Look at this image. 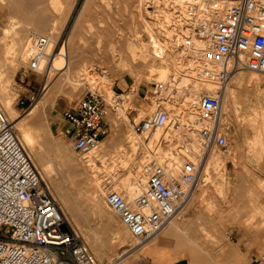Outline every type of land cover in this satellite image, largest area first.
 I'll use <instances>...</instances> for the list:
<instances>
[{
	"label": "rangeland",
	"instance_id": "rangeland-1",
	"mask_svg": "<svg viewBox=\"0 0 264 264\" xmlns=\"http://www.w3.org/2000/svg\"><path fill=\"white\" fill-rule=\"evenodd\" d=\"M2 1L3 0H0V78L2 79V81L0 79V98L2 97L0 102L2 101V104H4L3 102L5 100H3V98L10 100L12 105V111H10V113H13L10 114L9 111H6L3 107L4 105L1 103L0 106L8 117L9 115H13L12 117H25L29 110L34 107L37 101L44 95L43 93H45L44 89L47 81L46 75L49 70L47 69L48 60L43 64V68L46 71L44 74H41L32 72L28 69V61L30 58L29 55H26L22 62H19L17 59L19 53L23 49L22 38L25 33L26 35H29L30 38H32V41L34 40L33 38H35L34 36H37V34L39 36H48L51 39L53 45L52 51L60 52L64 45H67L68 47L70 46L72 48L76 46L73 48V50H77L78 48L77 51H74L76 54L79 51L77 55L74 53L77 58L80 55L88 56L91 62L96 63L97 66L100 64L103 67L102 69L107 71L108 80L102 79V81H100V86L102 89L103 87L107 89L109 86L112 89H126V92L130 90V87L132 90L135 89V96H132L131 94H128L127 96V106H131L125 111L127 113L136 114L139 116V118H143L149 114V107L142 100V96L146 89L150 88L153 82L162 80L164 81V79L154 80L153 78L156 77V75H152L153 72H150V68H158L161 65L168 64L167 66L170 68L169 72L171 74L173 72V76L176 78L180 76V73H176L174 70L172 61L169 62L170 60L168 59L161 62L162 59L153 57V48L149 40V36L154 35L153 37L158 39L160 38L162 41H164L167 38L165 33L166 31L171 30L173 27L174 28L172 30H174L175 33H177L179 30L177 23V13L171 7L172 5L167 3V0H146V2L143 0L145 3L143 1H141L142 4L139 2V6L141 8L137 7L139 9L137 10L136 8L135 11H132L130 4L120 3L119 5H114V14L116 15L117 13L116 17L123 29V38L119 40L117 37H115V39L120 41V44L123 45L121 49L119 47L120 52L119 50L113 51V49L110 52L109 49H111V47L107 43L110 42L109 38L102 39L100 48L97 46L98 44L96 36L89 39L88 41V37L85 35V29L89 23L88 16L83 15L79 18L84 0H78L72 14L71 10L76 0H7L9 6L2 3ZM95 2H97V0H95ZM150 4L153 7L150 6ZM10 7L15 10L17 18L21 22L18 24L19 27L16 30L18 33L13 29L11 31L10 27H8L10 29H5L10 22ZM144 7L148 8L146 9ZM97 9L98 6L96 3H94V5L90 8V12L93 17L96 16ZM138 11L140 13H136ZM164 18L167 20H172L167 21ZM77 20H79V22ZM42 21H45L47 24H45L46 30H41L39 28L41 27ZM76 23L78 24L76 25ZM24 28L26 31H24ZM73 28L74 34L70 38V33ZM4 31H6L5 34ZM8 32L11 35H7ZM137 34L142 37L140 38V41L146 43L147 48L149 47L148 56L150 61L148 60L149 63L139 61L138 65L134 67L133 71H128L123 69L120 65H117V62L114 61V59L117 58L116 60H119L118 53H121L129 60L130 52L127 48L129 43L128 41H134L135 43H138L139 39L136 37ZM83 41L84 43H82ZM85 43H87V45ZM32 45H34V41L32 42ZM170 46L171 47L166 51V55L168 58L172 57L173 60L176 59L178 64L179 62L182 64V60L178 58L179 53L172 49L174 50L173 52L171 50V48H173L172 44ZM29 51L32 53L33 49ZM114 52L117 54L115 55L116 58H113L112 54H114ZM70 73L72 75H77V69H72ZM252 73L254 72L251 70L241 69L239 72H235L231 76V79L224 82L223 84H219L218 88H221L222 94H224V88L226 85H228L230 90L228 93L229 100L227 102L228 105L226 112L224 111L223 113L224 125L227 129L230 143L229 150L225 153L221 151H215L217 156L216 161L220 159L218 161L219 164H211L209 166L208 173H202L192 201L190 202L189 206L186 207L187 210L184 209L180 214L177 215L178 220L176 218V221L181 225H186L187 223V225H194V228L195 226L198 228L201 226V219L198 218L199 215L202 214L204 217H209V219L213 222L212 227H214L210 234L212 232H219V235L225 238V243L223 242L222 247L220 243H214L206 237V239L203 238V236L202 243L206 249L209 248L211 252L213 251V257L218 258L221 264H253L254 259L260 254L264 253V236L262 230L258 227V231H256L257 233H252V231L247 229L246 225L250 219L252 221H264V204L260 205L259 207L257 204L256 209L251 208L248 205H242V207L233 206V197L236 193L246 195L251 191L254 194H259L261 201L264 200V72H256V75L259 77V79H255V82L249 79ZM235 74L236 76L238 74L237 77H239V79L235 78L236 76L234 77ZM89 75H91V77H93L95 80H100L103 76L99 69H91L89 71ZM109 79L113 81H110ZM166 80L167 79H165L164 82H166ZM240 82L241 85L239 84ZM248 82L250 84H248ZM64 87L66 93L58 95L55 100L53 97L54 95L52 94V97H49L44 107H41L39 104L40 120L38 125L42 127V131H39L35 124L31 126V128L33 127V134L37 137H35V141L39 139L38 143L37 141L35 143V151H40V156L37 157L36 152L34 153L30 147L24 144L23 145L43 175L42 177L49 184L54 196L56 195L55 197L60 203L69 228L77 232L90 249L96 245L104 246V248L110 252L111 258H105L103 261L113 258H120L118 257V254L125 249H129L131 252L129 251L126 256H130L122 262L123 264H165V260H167V258L165 259L159 254L156 244H148L145 248H141L140 244L137 243V241L130 235L128 230L121 224L118 215L114 211L111 212V209L105 205L106 203L104 200V194L102 193L104 191V185L110 183L113 187L115 185L113 184V180L118 179L119 177L122 178L123 171L115 170L111 172V175H107L106 180L101 181L102 183L100 182L98 185L90 183L91 172L86 166V160L88 159L86 158L87 154H80L73 150L69 139V124L63 119L62 111L65 108L71 106L92 89L85 79H82L80 82H76L73 85L66 84ZM189 88V85L185 84L179 89V91H181V97L179 96L178 99L176 98L174 101L179 109L186 108L187 99L190 96ZM143 89L144 92L140 96L139 92H141ZM3 91L6 92L4 93ZM103 91L105 90L103 89ZM32 93H35L36 95L34 100H31L30 97ZM166 103V105L172 108V103L169 101ZM133 107H137L139 109L131 110ZM173 108L175 111V106H173ZM126 112L125 116L123 117L119 116L115 112L110 113V118L112 120L110 134L102 141L99 147L101 148V145L105 146L102 149L98 148L100 150V156H105L108 162H110V156H113L115 159L119 160V162L117 161V166L120 164L121 159L119 154L122 153L123 147L126 148L127 154L133 153H131V146H129L130 144L126 140V134L132 131V126L129 117H126ZM9 119L11 120L10 117ZM12 123L15 127L14 122ZM252 124H255L259 127L257 129H253ZM34 128H36L35 130L37 132H35ZM15 130L19 139L21 140L20 131L16 127ZM136 136L137 138H143L145 143H143L144 146L141 144V142L135 143V145L138 146V149L136 153L131 155L132 158L135 157V160L134 158H131L130 160L132 162H130V167L132 169L135 166L134 161H138L140 163L146 154L154 152V150L151 149L154 147V144L152 146L149 144V137L140 136L137 134ZM171 142L172 145L170 144L169 140L167 141L164 139L162 142H159L160 147H163L162 149L166 150L170 146L174 147V144L176 147L180 146L178 145L179 143L173 141ZM60 145H62V149L66 150V156L65 154L63 155L62 152H59ZM158 146L159 144H157V147ZM180 147L176 149L174 148L172 150L177 153L179 151L177 149H180ZM41 148L44 151L40 150ZM113 150L115 151L109 154ZM178 155L180 156L181 154L178 152ZM64 157L66 159L67 157L73 159L74 165L76 166L82 163L83 166L81 164L80 166H82L86 172L85 182L83 184L79 181V179H76L73 176H70V178L66 177L67 185L72 191L71 194H68V198L71 201L70 206L64 202V196H62V194H60L52 185H50V182L48 181L49 179L44 176L45 166L60 167V165L63 163ZM100 162L101 161L96 160V163L98 164L97 166L101 165ZM109 164L111 165L112 163L110 162ZM70 167V165H67L68 169H70ZM113 176L115 177L113 178ZM261 182H263V184ZM94 196L95 199L93 198ZM235 211V214L237 215L234 214ZM199 212L201 213L199 214ZM231 215L234 217L236 216V219ZM236 220L237 222H235ZM197 231L199 234L200 230L197 229ZM118 234L121 235L123 240L118 247H114L112 249L110 244L112 241H114ZM174 239V237H165L160 234L157 238V243L164 247H170V252L174 256L172 260H175L176 258H183L182 260L184 262H180L179 264H189V261L183 255L175 254L176 239ZM209 241H211V243ZM223 250H227V252L224 253Z\"/></svg>",
	"mask_w": 264,
	"mask_h": 264
},
{
	"label": "built area",
	"instance_id": "built-area-1",
	"mask_svg": "<svg viewBox=\"0 0 264 264\" xmlns=\"http://www.w3.org/2000/svg\"><path fill=\"white\" fill-rule=\"evenodd\" d=\"M177 9L179 30L172 47L195 80L223 84L241 69L264 72V0H179ZM49 41L46 35L35 36L28 61L32 72L45 73L41 62L46 60ZM128 92L113 88L108 96L105 91L90 90L62 111L73 150L87 154L102 143L111 131L110 113L121 115ZM222 95L218 88L198 96L194 125L199 124L200 154L198 161L184 163L181 175L167 179L164 165L151 158L142 165L146 178L135 198H126L110 183L104 185L105 203L137 243L158 238L189 201L206 157L229 150L227 129L221 122ZM179 96L181 91L170 79L153 82L142 96L149 114L143 118L126 114L133 133L148 137L157 129L179 132L193 127L187 108L174 112L166 105L169 98ZM30 97L34 100L35 93ZM122 262L121 258L99 261L69 228L60 203L0 106V264ZM253 264H264V253Z\"/></svg>",
	"mask_w": 264,
	"mask_h": 264
},
{
	"label": "bare ground",
	"instance_id": "bare-ground-1",
	"mask_svg": "<svg viewBox=\"0 0 264 264\" xmlns=\"http://www.w3.org/2000/svg\"><path fill=\"white\" fill-rule=\"evenodd\" d=\"M141 1H143V0H97V2H98L97 3V2H95V0H84L82 8H81V11H80V14H79V12H78V14H79V18L81 16H83V15L84 16L85 15L88 16L89 23H88V25H87V27L85 29V35H87L86 37H88L87 38L88 41H89V39H91V38L96 36L97 37L96 40H97V44H98L97 46H99V48H100V46L102 44V39L103 38H109L110 42H107V43L111 47V49H109L110 52L112 51V49H113V51L114 50H117V51L119 50V52H120V49L123 47V45H121L120 41L115 39V37H117L119 40L122 39L123 38V29H122V26H121L119 20L116 17L117 13H116V15L114 14V11H115L114 10V5H119L120 3L130 4V6L132 7V11H135V9L137 7H140L139 4L141 3ZM167 1H168L167 3L172 5L171 7L174 9V11L177 12V10H178L177 9V5L179 4V0H167ZM77 2H78V0H76L74 6L72 8L71 14L74 11ZM145 2H146V0H145ZM2 3H4V4L9 6V4L7 3V0H3ZM94 3H96V5L98 6V9L96 10V16L95 17H93L91 12H90V8L94 5ZM57 4H58V2H57ZM143 5H142V7H143ZM147 5H149V4H147ZM150 6H152V5L150 4ZM144 8H146V7H144ZM54 9H53V11H54ZM138 9L139 8H137V10ZM126 10H127V8H126ZM144 11H146V10H144ZM148 11H149V9H148ZM136 13H140V12L138 11ZM168 14H170V13H168ZM158 17H160V16H158ZM9 18H10V22H9L8 26L5 29L7 30V29L11 28V31H12V29L16 31L17 28L19 27L18 24H20L21 22L17 18L15 10L13 8H11V7H10V10H9ZM165 20H167V19H165ZM169 20H167V21H169ZM77 21L79 22V20H77ZM45 24H46L45 21H42L41 27H39V28L41 30H46V25L47 24L46 25ZM77 24L78 23H76V25ZM8 27H10V28H8ZM158 29H160V28H158ZM172 29L171 30L167 29L168 31L165 32L166 35H167V38L164 41H162L160 38L158 39L156 37H153L154 35L153 36L150 35L149 36L150 39L149 38L148 39L150 40V44H151V46L153 48V51H152L153 57L154 58L158 57V59L159 58L162 59L161 62H163L165 60H168V59L170 60L169 62L172 61L174 70L176 71V73L179 72L180 76L177 77V78L175 76H173V72H172V74L169 72L170 68L167 66L168 64L167 65L166 64L165 65H161L158 68H150L151 69L150 72H153L152 75H154V74L156 75V77L153 78L154 80L155 79H159V80L160 79H164V81H165V79H167L166 81H168V78H169L173 82V85L177 89L182 88V86L185 85V84L189 85V87H190L189 88L190 96L187 99L186 108H187L188 120L193 122V125H194L195 121H197V119H198V112H197V109H196V106H195L198 96L201 93H203V89H204V92H213V91H215L216 89H218L220 83L218 81L214 82V81H198V80H195L194 77H193L192 71L189 68L184 67L182 64H180V62L178 64L177 60L176 59L173 60L172 57L168 58V56L166 55V51L171 47L170 45L172 44V40H173L174 33H175L174 30H172ZM24 31H26L25 28H24ZM175 31H176V29H175ZM5 32L6 31H4V34H5ZM9 32H8L7 35L10 34ZM16 32L18 33V31H16ZM162 33H164V32H162ZM73 34H74V28L72 29V31L70 33V38L73 36ZM37 36H39V35L37 34ZM136 37H137V39H139L138 43L137 42L135 43L134 41H128L129 43L127 45V48L129 49L128 51L130 52L129 60H128V58L125 55H122L121 53H118L119 60H116L117 59L115 57V55H117V54H115L116 51L114 52V54H112L113 58H116V59H114V61L117 62V65H120L123 69L128 70V71H133L134 67L138 65L139 61H143L144 63H147L148 60H149V56H148L149 55V53H148V48L149 47L147 48L146 43L140 41L141 40L140 38H142V37H140L139 34H137ZM22 39H23V46H22L23 49L19 53L18 58H17L19 62L20 61L22 62V60H24L26 55H30V53H29L30 51L29 50L34 49V45H32V42L34 40L32 41V38H30L29 35H26V33H25L23 35ZM33 39H35V38H33ZM13 40H15V39H13ZM49 40H50L49 41V45H48V48H47V51H46L48 53L47 57H46V60H43L41 62V65L43 67L44 62L48 60V68L47 69H49L48 73L46 75L47 76V81H46L45 89H44L45 93H43L44 95L42 94L43 96L37 101L36 105L29 110V112L25 115V117H18V116L12 117L13 115H9V117L11 118V121L14 122L15 127L20 131L21 142L24 145L30 147L32 149V151H34V153L36 152V156L37 157L40 156V151H35V149H36L35 148V143H36V141L38 143L39 139L35 141V137L36 136L33 134V131H32L33 127L31 128V126H33V124H35L37 126L38 130L42 131V127L38 125L39 124V120H40L39 119V111H40V107L39 106L41 105V107H44L45 103L47 102L49 97H52V94L54 95L53 97H54V100H55L58 95L66 93L65 87H64L66 84L73 85L76 82H80L82 79L83 80L85 79V81L88 82L89 86L94 91L102 92L103 89H104L105 93L108 96H110L111 93H112V88H110V86L107 89L104 88V87L102 89V87L100 86V81H102V79L108 80L107 79L108 78V75H107L108 73H107V71L102 69L103 67L100 64H98V66H97L96 63L91 62L90 59L88 58V56H85V55H80L77 58L76 55L78 54L79 51L76 54V52H74L76 49L73 50V48L76 47V46H74L72 48L70 46L68 47L67 45H64L61 48L60 52L52 51L53 45H52V42H51L50 38H49ZM6 41H8V40H6ZM69 41H68V43H69ZM82 43H84V41ZM54 44H56V43H54ZM85 44L87 45V43H85ZM117 47H118V49H117ZM119 47H120V49H119ZM172 49L173 48H171V50ZM77 50H78V48H77ZM172 51L174 52V50H172ZM151 65H152V63H151ZM72 69H77V75L76 74L72 75L70 73V71ZM91 69H93V70L94 69H99L100 70V72L103 74V76L101 77L100 80H95L93 77H91V75H89V71ZM237 72H239V71H237ZM253 72L254 73H252L251 76L249 77V79L251 81H254L255 79H259V77L256 75L257 71H253ZM238 74H241V73H238ZM238 74H237V76H238ZM139 76H140V74H139ZM235 76H236V74L234 75V77ZM237 76L235 78L239 79V77H237ZM243 76H245V75H243ZM137 78H139V77H137ZM109 80L113 81L111 79H109ZM1 81H2V79H1ZM136 82H137V79H136ZM235 82H236V80H235ZM258 82H259V80H258ZM258 82H256V83H258ZM239 84L241 85V82ZM248 84H250V83L248 82ZM2 89H3V87H2ZM229 91H230L229 87H228V85H226L225 88H224V94L222 95V105H221V109H220V112H221L222 116H223L224 111L226 112V108H227V105H228L227 102L229 100V98H228L229 97V94H228ZM3 92L5 93L6 91H3ZM135 93H136L135 89H133V90L128 92V94H131L132 96H135ZM0 99L2 100V97ZM172 99H173V97H171V99L169 98L168 101L170 103H172V108H173V106H175L176 110L174 111V108H173V111L174 112H178L179 108H178V106H176V103L174 102L175 100L174 99L172 100ZM3 100H5L3 102L4 104H2V101L0 103L2 105H4L3 107L5 108V110L9 111V113H10V111H12L11 110L12 109V107H11L12 105L10 103V100H8L7 98H5V99L3 98ZM130 103H132V102H130ZM128 108L129 107L126 104L123 107L122 113H120L121 114L120 116H122V117L125 116V112H126L125 110L128 109ZM11 113H13V112H11ZM221 122H222V124L224 123V118H223V121H221ZM198 126H199V124H196L193 127H191L190 129H184V130L179 131V132H176V131H174L172 129H157V130L153 131L150 135H148V137H149V144H151V146L154 144V147L151 148V149L154 150V152L146 154L143 157V159L141 160L140 163L138 161H134L135 157H133L134 158L133 161L135 163V166L133 168L134 170L130 167V162H131L130 160L132 158L131 155H133L134 153L137 152L138 146L135 145L136 142L137 143L141 142V144L145 143L144 142L145 140L143 138H137L136 134L133 133V131H131L128 134H126L127 135L126 136V138H127L126 140H127V142H129V144H130L129 146H131V150H132L131 153L132 152L133 153L132 154H127L126 148L123 147L122 148V153L119 154L121 160H120V164L118 166H117V161L119 162V160L115 159L113 156L112 157L110 156V158H111L110 162L112 163L111 165L109 164L110 162H108L106 160L105 156L104 157L100 156V150L98 149V148H100L99 147L100 145H99L95 150L90 151L86 155V158H88L86 160V166L88 167V169L91 172L90 173V183H92L94 185H98L101 181L106 180V176L107 175H111V172H113L115 170L123 171V174H122L123 177L122 178L119 177L118 179L113 180V184H115L113 186V188L114 189H120L121 191H123L125 193L126 198H128V199L135 198L142 191V186H143V184L145 182V178H146V174L143 172L142 165H143V163L146 160H150L151 158H154L157 162H159L162 165H164L165 170H166L167 179L172 178V177H175V178L178 177L179 175H181V173H183L184 163H186L187 161H194V162L198 161L199 154H200ZM252 127H253V129H257L259 126L255 125V124H252ZM35 129L36 128H34V130ZM35 132H37V131L35 130ZM41 134H42V132H41ZM37 135H38V133H37ZM39 135H40V133H39ZM164 139L167 140V141L169 140L170 144L172 143L171 141L179 143L178 145H180L181 147L179 146L180 149H177V150H179L178 152L181 155L179 156L178 152L176 153V152H174L172 150L174 148L175 149L179 148V147H176L175 144L173 145L174 147L170 146L166 150L162 149L163 147H160V143L159 142L160 141L162 142ZM251 142H252V140H251ZM157 144H159L158 147H157ZM53 145H54V143H53ZM104 146L105 145H101L100 149H102ZM143 146H144V144H143ZM42 148L40 150H43ZM114 151L115 150H113L109 154L113 153ZM59 152L60 153L62 152V154L63 155L65 154V156L67 154L66 150L62 149V145H60ZM143 153H144V151H143ZM216 157L217 156H216V153L214 151L212 153H210L206 157V160H205L204 165H203V167H204L203 174H207L208 173L209 166L211 164H214V165L219 164L218 161L220 159L218 161H216ZM96 160L101 161L100 162V164H101L100 166H97L98 164L96 163ZM73 161L74 160L71 159L70 157H67V159L64 157L63 163H62V165H60V167L45 166V168H44V176H46V178L49 179L48 181L50 182V185H52L60 194H62V196H64V202L67 203L68 206H70V204H71V201L68 198V196H69L68 194H71L72 191L70 190V188L67 185L66 177L70 178V176H73L76 179H79V181L82 184L85 182V177H86V172H85V169L82 167L83 166L82 163H80L82 166H80V164H78V163H77L78 165L76 166V165H74ZM67 165L71 166L70 169L67 168ZM72 172H73V174H72ZM112 174H114V173H112ZM114 177L115 176H113V178ZM261 183L263 184V182H261ZM198 184H199V182L197 183V186H198ZM197 186H196L195 190L197 189ZM195 190H194V192H195ZM194 192L192 193V195H191V197L189 199V202L186 203L184 206H182L180 208V210L176 214V216L160 232V234L162 236L174 237L176 239V247H175V252L176 253L175 254L176 255L177 254L178 255H183L185 258H187V260L189 261V264H221V262H220V260L218 258H214L213 257V254H212L213 251L211 252L209 250V248L206 249L204 247L203 243H202V236H203V238L206 237V238L210 239L214 243L218 242L221 245L223 244V242L225 240L224 237L219 235V232H216L217 234L214 233V232H212L213 234L212 233L210 234L211 230L214 229V227H212L213 226L212 225L213 222L209 219V217L208 218L204 217L202 214L199 215L198 218L201 219L200 220L201 226L199 225L200 227H198V228H197V226H195V228H194V225H190V224L187 225V223H186V225H181L179 222L176 221L177 215L180 214L184 209L187 210L186 207H188L190 202L192 201V198L194 196ZM248 192H249V190H248ZM102 193L104 194V191ZM93 198L95 199V196ZM257 204H258V207L260 205L264 204V200L261 201L260 200V195L257 194V193L254 194L253 192L250 191L249 194H246V195L241 194V193L234 194V197H233V206L234 207H242V205L243 206H247L248 205L251 208L256 209L257 208ZM105 205L107 206V204H105ZM111 212H112V210H111ZM200 213L201 212H199V214ZM235 213H236V211L234 212V214ZM235 215H237V214H235ZM231 216H233V215H231ZM234 218L236 219V216ZM177 220H178V218H177ZM197 221H199V220H197ZM235 222H237V220ZM188 223H189V220H188ZM246 225H247V229L252 231V233H254V232L257 233L256 231H258V227H259V229L262 230L263 236H264V221H252L250 219L249 222L246 223ZM197 229L200 230L199 234H198ZM209 237H211V238H209ZM254 238H255V235H254ZM122 240L123 239L121 238V235L118 234L115 237L114 241L111 242V244H110L111 248L113 249L114 247H118L121 244ZM156 240H157V238L153 239L151 241H148V242L141 243L140 247L141 248H145L148 244L149 245L156 244ZM211 241H209V242L211 243ZM135 245H133V246H135ZM225 245H228V244H225ZM222 247H223V245H222ZM215 248H217V247H215ZM91 249H92L93 253L95 254V256L97 257V259L99 261H103L105 258H108V259L111 258L110 252L108 250H106V248H104V246H97L96 245L95 247H93ZM136 249H138V248H136ZM111 251H113V250H111ZM129 251L131 252V250H129V249L123 250L121 253L118 254V257H120L122 259V261H125L130 256V255L126 256ZM223 251H224V253L227 252V250H223Z\"/></svg>",
	"mask_w": 264,
	"mask_h": 264
},
{
	"label": "crops",
	"instance_id": "crops-1",
	"mask_svg": "<svg viewBox=\"0 0 264 264\" xmlns=\"http://www.w3.org/2000/svg\"><path fill=\"white\" fill-rule=\"evenodd\" d=\"M122 91H126V89H120ZM144 92V89L139 92L140 96L141 94H143ZM165 237H168V236H165ZM156 247L158 249V252L159 254L164 257L165 259L167 258V260H165V264H179L180 262H184L182 259L183 258H176L175 260H172V258L174 257L173 254L170 252V247L166 246H161L157 243V240H156ZM170 261V262H169Z\"/></svg>",
	"mask_w": 264,
	"mask_h": 264
}]
</instances>
